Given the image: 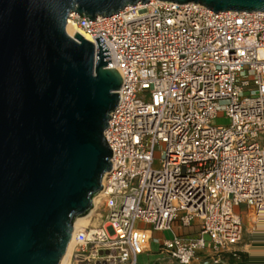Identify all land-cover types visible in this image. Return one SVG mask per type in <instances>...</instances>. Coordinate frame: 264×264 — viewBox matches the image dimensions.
<instances>
[{
	"label": "built area",
	"instance_id": "1",
	"mask_svg": "<svg viewBox=\"0 0 264 264\" xmlns=\"http://www.w3.org/2000/svg\"><path fill=\"white\" fill-rule=\"evenodd\" d=\"M69 19L95 53L102 37L122 81L104 132V215L75 233L70 259L137 264L154 242L163 261L207 252L245 264V236L264 242V12L149 0ZM219 115L226 125L213 124Z\"/></svg>",
	"mask_w": 264,
	"mask_h": 264
},
{
	"label": "water",
	"instance_id": "2",
	"mask_svg": "<svg viewBox=\"0 0 264 264\" xmlns=\"http://www.w3.org/2000/svg\"><path fill=\"white\" fill-rule=\"evenodd\" d=\"M148 1L0 0V264H61L111 171L104 132L121 76L100 35L95 53L67 34L68 13L92 20ZM163 1L264 12V0Z\"/></svg>",
	"mask_w": 264,
	"mask_h": 264
},
{
	"label": "crops",
	"instance_id": "3",
	"mask_svg": "<svg viewBox=\"0 0 264 264\" xmlns=\"http://www.w3.org/2000/svg\"><path fill=\"white\" fill-rule=\"evenodd\" d=\"M163 237V236H162ZM165 238V237H163ZM253 243L250 238H245L243 244H240L236 247V250L240 251L243 255H241V260L245 264H264V242H256L257 246H253ZM156 245V244H154ZM153 247V242L149 244L147 251L137 257V264L139 261L142 262L140 264H162L161 262H165L166 264H177L175 262L163 261L160 259V256L157 254L158 247L156 245V252H151ZM261 248V254H256L257 250ZM205 262H209L210 264H233L234 262L229 259L227 255L223 256V260L219 261L215 259L214 256H209L207 252H201L197 254L196 259L191 264H204ZM164 264V263H163Z\"/></svg>",
	"mask_w": 264,
	"mask_h": 264
},
{
	"label": "bare ground",
	"instance_id": "4",
	"mask_svg": "<svg viewBox=\"0 0 264 264\" xmlns=\"http://www.w3.org/2000/svg\"><path fill=\"white\" fill-rule=\"evenodd\" d=\"M65 30H66L67 34H69L71 36L75 32H79V33L82 34V32L80 30H78V28L75 27L74 23H72L71 19H69L68 21H66ZM82 36L84 38H86V39H89V36L86 35V34H82ZM103 179H104V176H103V178L101 180V185L103 184ZM101 195H102V192L100 191L99 193H97L93 197V199H92V207H91L90 211L88 212V214L86 216L75 219V221L73 223V232H72V235L70 237V240H69V243H68V246H67L66 255H65V257H64V259H63V261H62L61 264H68L69 263L68 262L69 261V256L72 253L73 246H74V242H73L74 235H75V233L78 230H80L82 227H84V226H86L88 224V219H89L90 215L93 213V210L92 209L97 206L98 202L100 201Z\"/></svg>",
	"mask_w": 264,
	"mask_h": 264
},
{
	"label": "rangeland",
	"instance_id": "5",
	"mask_svg": "<svg viewBox=\"0 0 264 264\" xmlns=\"http://www.w3.org/2000/svg\"><path fill=\"white\" fill-rule=\"evenodd\" d=\"M213 124L214 125H226L227 124V120L226 119H224L223 118V116H221V115H219L218 116V118L217 119H215L214 121H213ZM99 203V202H98ZM93 210V213L90 215V217H89V219H88V224L86 225V226H84V227H82V228H85V227H87V228H90V227H93V226H97L99 223H100V213L102 214V215H104V212H103V208L100 206V205H97L95 208H93L92 209ZM91 210V211H92ZM81 228V229H82ZM195 233H196V231H195V229H193V228H188V229H186V230H183V231H181V234L182 235H189V236H193V235H195ZM162 236L163 237H165V238H169L170 237V233L169 232H165V233H160V232H154L153 233V238L155 239V238H162ZM245 238H249L247 235L245 236ZM245 240V239H244ZM155 243L153 242V247H152V249H151V252H156V245H154ZM257 243L256 242H254L253 243V246H257L256 245ZM70 256H71V254H70ZM70 256H69V263L68 264H75L74 262H73V259H70ZM140 263H142V262H140L139 261V264ZM78 264H80V263H78ZM83 264V263H82ZM144 264V263H143ZM164 264H166L165 262H164Z\"/></svg>",
	"mask_w": 264,
	"mask_h": 264
},
{
	"label": "trees",
	"instance_id": "6",
	"mask_svg": "<svg viewBox=\"0 0 264 264\" xmlns=\"http://www.w3.org/2000/svg\"><path fill=\"white\" fill-rule=\"evenodd\" d=\"M162 264L164 263V262H161Z\"/></svg>",
	"mask_w": 264,
	"mask_h": 264
}]
</instances>
